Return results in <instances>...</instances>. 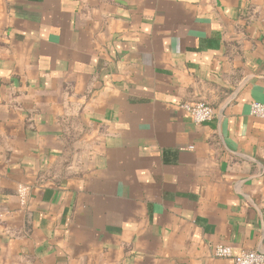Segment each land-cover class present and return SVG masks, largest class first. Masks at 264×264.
Here are the masks:
<instances>
[{
    "label": "crops",
    "instance_id": "obj_1",
    "mask_svg": "<svg viewBox=\"0 0 264 264\" xmlns=\"http://www.w3.org/2000/svg\"><path fill=\"white\" fill-rule=\"evenodd\" d=\"M253 101L264 0H0V264L264 252Z\"/></svg>",
    "mask_w": 264,
    "mask_h": 264
},
{
    "label": "built area",
    "instance_id": "obj_2",
    "mask_svg": "<svg viewBox=\"0 0 264 264\" xmlns=\"http://www.w3.org/2000/svg\"><path fill=\"white\" fill-rule=\"evenodd\" d=\"M187 111L195 123H201L210 120L214 116V109L208 103L203 101L184 102L179 105ZM249 113L264 118V104L253 101L249 106ZM29 192L27 184H19L16 193L21 201L25 199ZM213 255L219 258H230V264H264V252L256 250H247L234 253L230 246L216 244L213 246Z\"/></svg>",
    "mask_w": 264,
    "mask_h": 264
}]
</instances>
